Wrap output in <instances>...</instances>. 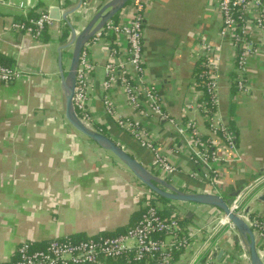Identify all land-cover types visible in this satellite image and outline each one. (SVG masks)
<instances>
[{
    "label": "crops",
    "instance_id": "crops-1",
    "mask_svg": "<svg viewBox=\"0 0 264 264\" xmlns=\"http://www.w3.org/2000/svg\"><path fill=\"white\" fill-rule=\"evenodd\" d=\"M104 1H87L94 9L90 17ZM77 2L0 0V65L24 72L14 83L0 81V263L14 260L18 247L26 241L42 247L65 237L89 239L124 234L156 199L116 157L66 121L58 68V50L66 43L61 40L66 25L55 22L48 28L45 41L12 29L13 22L25 18L19 3L26 4L29 15L38 16L49 13L52 7L67 11ZM219 3L220 0H147L144 63L164 110L184 123L196 120L201 132L210 137L206 120L188 112L186 105L193 95L198 44L205 40L221 46L220 113L235 136L242 158L222 169L219 195L230 198L264 179V47L258 48L248 63L250 90L239 91L233 42L221 41L219 36ZM79 14L72 21L81 29L86 18ZM117 17L113 20H119L120 14ZM253 36L258 44L264 43L262 36ZM100 49L94 51L100 65L90 99L93 116L106 129L107 136L150 168L152 153L105 115L101 66L104 54ZM68 54L65 53L66 63ZM115 98L118 110L146 124L163 152L182 167L179 174L163 179L187 192H206L200 181L189 176L196 168L186 158V143L175 130L166 122L143 118L127 105L121 93ZM174 148L181 154H173ZM217 149L232 155L222 143L217 144ZM154 204L161 210L174 205V213L187 219V227L197 234L191 247L177 254L173 264H202L207 259L212 264H250L244 246L236 242V230L211 236L213 222L223 214L218 209L173 203L165 206L158 201ZM246 208L264 220V181L249 195ZM189 213L192 216L188 218ZM262 255L264 258V252ZM101 264L128 263L102 259Z\"/></svg>",
    "mask_w": 264,
    "mask_h": 264
},
{
    "label": "built area",
    "instance_id": "built-area-1",
    "mask_svg": "<svg viewBox=\"0 0 264 264\" xmlns=\"http://www.w3.org/2000/svg\"><path fill=\"white\" fill-rule=\"evenodd\" d=\"M87 1L89 0H84L79 11V15L86 19L94 10ZM18 7L24 11L25 18L13 22L12 29L28 33L36 40H41L48 28L55 23L48 12L31 16L25 3H19ZM146 8L147 0H130L119 13V20H110L86 43L77 72L73 100L75 109L86 125L99 132L103 131L96 128V120L90 107L95 71L100 65L94 59V51L99 47L104 54L101 65L104 73L102 101L106 117L152 153L153 162L150 169L161 178L179 174L182 167L173 163L168 154L163 152V147L154 140L146 124L118 110L116 94L121 93L127 105L143 118L168 123L186 143V158L196 168L189 176L200 181L206 192L219 194L222 189L220 180L223 179V166L242 161L235 136L224 123L220 113L218 74L222 63L221 46H215L205 40L198 44V61L204 60L206 64V72L201 75L206 90H198L199 81L195 77L193 95L186 105L188 112L206 120L211 133V136L206 138L196 120L184 123L164 110L158 89L147 78L144 63ZM219 13L222 17L220 39H231L235 50L236 88L247 92L250 90L247 81L248 63L257 51L264 47V43L258 44L253 36L258 34L264 38V0H220ZM23 76L24 72L20 69L0 65V81L5 84L14 83ZM204 94H207L208 101L200 100ZM218 143H222L232 155L221 153L217 149ZM172 153L181 154L175 148ZM263 181L259 179L251 189L240 191L229 206L230 210L252 229L262 258L264 220L252 215L246 205L249 195ZM174 212L175 210L171 218H164L158 207L148 205L134 227L115 236L100 235L81 240L65 237L51 240L42 247L32 241H26L18 247L14 260L0 264H101L102 259L122 260L128 264H173L175 256L188 250L197 238L194 230L184 226L176 218L179 215ZM213 223L212 237L226 230H236L224 214ZM245 257L250 261L249 256ZM202 264L212 262L207 259Z\"/></svg>",
    "mask_w": 264,
    "mask_h": 264
},
{
    "label": "water",
    "instance_id": "water-1",
    "mask_svg": "<svg viewBox=\"0 0 264 264\" xmlns=\"http://www.w3.org/2000/svg\"><path fill=\"white\" fill-rule=\"evenodd\" d=\"M129 2L130 0H105L99 5L95 14L86 19V24L83 25L81 29H78L76 24L72 21V18L81 10L84 0H78L77 4L67 11H62L60 7H52L50 9V18L55 22H62L70 29L68 40L61 45L58 50V68L61 77V100L66 121L80 134L116 157L153 194L168 200L170 203L177 204L178 206L189 204L209 206L218 209L227 216L235 226L238 233L236 242L242 243L244 246L248 253L250 264H264V258L260 256L252 229L244 220L230 210L229 206L238 193L231 195L230 198H226L210 192L191 193L181 190L167 180L157 176L150 168L128 153L114 139L86 125L79 117L73 100L77 83V72L83 48L110 20L116 18ZM69 51H71V56L66 63L65 53ZM172 208L175 210L176 207L173 205ZM190 216H192L191 213L187 215L188 218Z\"/></svg>",
    "mask_w": 264,
    "mask_h": 264
},
{
    "label": "trees",
    "instance_id": "trees-1",
    "mask_svg": "<svg viewBox=\"0 0 264 264\" xmlns=\"http://www.w3.org/2000/svg\"><path fill=\"white\" fill-rule=\"evenodd\" d=\"M118 17H116V19H117ZM69 36H70V29L67 27V26H64L63 27V31H62V38H61V40L63 41V42H65V41H67L68 40V38H69ZM47 32L44 34V36H43V41H45V40H47ZM205 72H206V64H205V61L204 60H199L198 62H197V64H196V69H195V72H194V76L196 77V79L199 81V84L197 85V88H198V90H206V88H205V86H204V84L202 83L203 82V80H202V78H201V75H203V74H205ZM201 101H208L209 99H208V96H207V94H204L203 96H201V99H200ZM203 115H205V113H202ZM96 128H101L103 131H102V133H104L105 134V131H106V129H104V127H103V125L102 124H100V123H98V124H96ZM207 138V137H206ZM153 195H155V194H153ZM156 196V199L155 200H152L153 201V206H155V202L156 201H158V202H160V203H162V204H164L165 206L168 204V203H170L168 200H166V199H164V198H162V197H159V196H157V195H155ZM143 213V212H142ZM160 213H161V215L164 217V218H171L172 217V213H173V211L170 209V208H168V207H166V209H160ZM176 218L177 219H179V221L180 222H182V224L183 225H185L186 227H187V222H189L187 219H185V218H182V217H180V216H176ZM124 233V232H123ZM78 240H81V239H78Z\"/></svg>",
    "mask_w": 264,
    "mask_h": 264
},
{
    "label": "rangeland",
    "instance_id": "rangeland-1",
    "mask_svg": "<svg viewBox=\"0 0 264 264\" xmlns=\"http://www.w3.org/2000/svg\"><path fill=\"white\" fill-rule=\"evenodd\" d=\"M71 56V51H69V54H68V58ZM68 65V64H67ZM96 124H98L97 122H96Z\"/></svg>",
    "mask_w": 264,
    "mask_h": 264
}]
</instances>
